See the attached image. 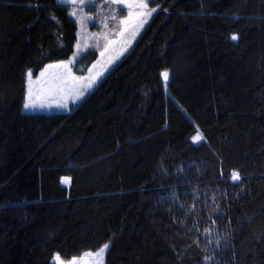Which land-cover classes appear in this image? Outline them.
Masks as SVG:
<instances>
[{
  "label": "trees",
  "instance_id": "16d2710c",
  "mask_svg": "<svg viewBox=\"0 0 264 264\" xmlns=\"http://www.w3.org/2000/svg\"><path fill=\"white\" fill-rule=\"evenodd\" d=\"M159 4L76 107L25 114L26 72L77 26L57 0H0V264L106 244L105 264H264V0Z\"/></svg>",
  "mask_w": 264,
  "mask_h": 264
},
{
  "label": "rangeland",
  "instance_id": "374dc122",
  "mask_svg": "<svg viewBox=\"0 0 264 264\" xmlns=\"http://www.w3.org/2000/svg\"><path fill=\"white\" fill-rule=\"evenodd\" d=\"M57 2L68 6L69 16L77 26L73 52L66 59L47 63L35 74L31 70L26 72L23 105L27 95L28 103L33 107L26 110L22 105V112L25 114L66 113L76 107L131 49L149 18L156 12L150 16L134 18L133 26L121 35L123 25L120 24V20L127 18L129 11H134L126 5L112 4L108 0H94L95 6L82 8L78 4H66L61 0ZM157 5H160L159 0L149 4L148 8H156ZM72 12L76 15H70ZM89 17L91 19H88ZM87 53L90 54L88 67L84 72L76 73L77 61ZM30 71L31 75H29ZM194 137H196L195 140L193 139L194 142L201 140L199 133ZM64 183H67L66 179ZM98 250L76 256L77 264H105L107 249L103 253H98ZM85 253L97 254L84 255ZM54 257L53 264H57ZM59 258L62 264H69L72 260V258L66 260Z\"/></svg>",
  "mask_w": 264,
  "mask_h": 264
},
{
  "label": "snow or ice",
  "instance_id": "6c2138e0",
  "mask_svg": "<svg viewBox=\"0 0 264 264\" xmlns=\"http://www.w3.org/2000/svg\"><path fill=\"white\" fill-rule=\"evenodd\" d=\"M62 3H66V4H73V5H80L82 8L83 7H88V6H95L94 4V0H61ZM108 2L112 3V4H116V5H126L129 9H133L134 11H129L128 17L124 18L122 20H120V24L123 25V27L121 28V35H123V33L131 26H133L132 22L134 20V18H140L143 16H150L153 12L157 11L158 8H161V5H157L156 8H148V5L151 3H154L155 0H108ZM141 9H144L145 11H140ZM122 10V9H121ZM164 11H167V9H163ZM70 15L75 16L76 13L72 12L70 13ZM115 17H113L114 19ZM88 19H91V17H89ZM231 39L233 41H236L238 39V36L236 34H233L231 36ZM109 43H113V41H109ZM103 55V53H101ZM63 63V62H61ZM51 67V66H48ZM29 75H31V71L29 72ZM161 77L165 80V82L168 81L169 79V73L167 71H163L161 72ZM82 95V93H81ZM64 106V105H62ZM24 109H30L33 107V105H30L28 103V96H25V103L23 105ZM66 107V106H64ZM194 140L196 139V137L193 138ZM239 173L234 172L233 173V179L234 180H239ZM62 179H66V178H62ZM180 207H184L183 205H180ZM195 210V205L190 206L187 211L191 212ZM180 223H183V221H180ZM213 223H215L213 221ZM205 233H209L210 229H205L204 230ZM217 244H219V237H217ZM109 247V245H103L101 247V249L98 250V253H103L105 252V250ZM97 253H85L84 255H96ZM54 259L56 260L57 264H62V261H60L59 255L57 254ZM214 259L213 257H209V256H205L204 257V261L205 264H209V262ZM69 264H77V258L73 257L72 260L69 262Z\"/></svg>",
  "mask_w": 264,
  "mask_h": 264
}]
</instances>
